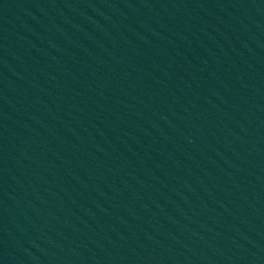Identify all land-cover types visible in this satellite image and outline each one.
Segmentation results:
<instances>
[{
    "label": "water",
    "instance_id": "1",
    "mask_svg": "<svg viewBox=\"0 0 264 264\" xmlns=\"http://www.w3.org/2000/svg\"><path fill=\"white\" fill-rule=\"evenodd\" d=\"M0 264H264V0H0Z\"/></svg>",
    "mask_w": 264,
    "mask_h": 264
}]
</instances>
